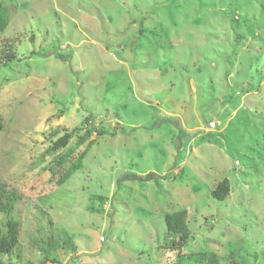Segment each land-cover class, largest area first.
I'll return each mask as SVG.
<instances>
[{"label":"rangeland","instance_id":"rangeland-1","mask_svg":"<svg viewBox=\"0 0 264 264\" xmlns=\"http://www.w3.org/2000/svg\"><path fill=\"white\" fill-rule=\"evenodd\" d=\"M0 7V186L19 223L0 264H264V0ZM180 211L179 252L164 217Z\"/></svg>","mask_w":264,"mask_h":264},{"label":"trees","instance_id":"trees-1","mask_svg":"<svg viewBox=\"0 0 264 264\" xmlns=\"http://www.w3.org/2000/svg\"><path fill=\"white\" fill-rule=\"evenodd\" d=\"M8 21V10L6 8L0 7V32H3L6 29ZM2 127V120L0 117V131L2 130ZM70 137L71 135L67 131H64L62 136H60L53 143L50 144L49 150L51 152H56L59 149L65 148L68 144ZM84 154L85 151L81 153L79 159L82 160ZM80 167V162L79 164H73L64 176V180L70 177L73 172L79 170ZM229 191V182L226 179H223L216 184L215 188L211 192V196L215 200L223 201L229 195ZM16 200V194L7 191L5 188L0 186V215L2 216L0 227V255L3 256L11 255L18 245L19 223L12 217V213L15 209ZM164 222L168 234L173 237H177L172 241V249L178 250L180 252L181 248L184 246L185 242L189 238V233L186 224L187 212L180 211L170 215H165ZM198 258L200 261L204 259V257L200 255Z\"/></svg>","mask_w":264,"mask_h":264},{"label":"built area","instance_id":"built-area-1","mask_svg":"<svg viewBox=\"0 0 264 264\" xmlns=\"http://www.w3.org/2000/svg\"><path fill=\"white\" fill-rule=\"evenodd\" d=\"M214 127H215L214 123H210V124H209V128L212 129V128H214Z\"/></svg>","mask_w":264,"mask_h":264}]
</instances>
